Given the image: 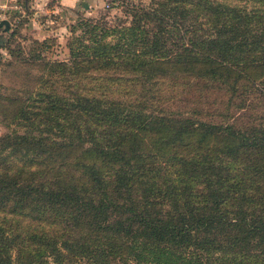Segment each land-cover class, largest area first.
<instances>
[{
  "label": "trees",
  "instance_id": "16d2710c",
  "mask_svg": "<svg viewBox=\"0 0 264 264\" xmlns=\"http://www.w3.org/2000/svg\"><path fill=\"white\" fill-rule=\"evenodd\" d=\"M110 2L12 101L0 264H264V0Z\"/></svg>",
  "mask_w": 264,
  "mask_h": 264
},
{
  "label": "rangeland",
  "instance_id": "374dc122",
  "mask_svg": "<svg viewBox=\"0 0 264 264\" xmlns=\"http://www.w3.org/2000/svg\"><path fill=\"white\" fill-rule=\"evenodd\" d=\"M3 1L6 5L0 6V20L7 19L9 27L0 26V135L15 126L21 129V125L11 120V112L16 107L12 101L16 97L23 98L32 88L34 79L40 76L37 54L49 61L68 59L67 41L71 26L78 18L103 15L112 21L116 15L123 16L122 8L112 6L110 0H64V4L63 0ZM14 3L21 7H12ZM78 32L80 28L75 31ZM18 57H31L34 61L22 64L17 62ZM10 62L13 65H8Z\"/></svg>",
  "mask_w": 264,
  "mask_h": 264
},
{
  "label": "water",
  "instance_id": "95a60500",
  "mask_svg": "<svg viewBox=\"0 0 264 264\" xmlns=\"http://www.w3.org/2000/svg\"><path fill=\"white\" fill-rule=\"evenodd\" d=\"M1 25H4V28L7 29V28L9 27V22H8V20L5 19V18H4V19H1V20H0V26H1Z\"/></svg>",
  "mask_w": 264,
  "mask_h": 264
},
{
  "label": "crops",
  "instance_id": "0c3cea01",
  "mask_svg": "<svg viewBox=\"0 0 264 264\" xmlns=\"http://www.w3.org/2000/svg\"><path fill=\"white\" fill-rule=\"evenodd\" d=\"M61 3H63V4H64V0H63V1H61ZM4 5H6V3H5L4 1L2 2V0H0V6H2V7H3Z\"/></svg>",
  "mask_w": 264,
  "mask_h": 264
},
{
  "label": "built area",
  "instance_id": "2783aa9c",
  "mask_svg": "<svg viewBox=\"0 0 264 264\" xmlns=\"http://www.w3.org/2000/svg\"><path fill=\"white\" fill-rule=\"evenodd\" d=\"M12 7H14V8H20L21 6L19 5V4H17V3H14L13 5H11Z\"/></svg>",
  "mask_w": 264,
  "mask_h": 264
}]
</instances>
